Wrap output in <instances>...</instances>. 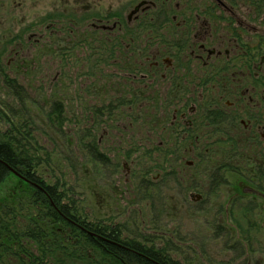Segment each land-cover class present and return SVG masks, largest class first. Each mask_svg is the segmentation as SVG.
<instances>
[{
  "label": "rangeland",
  "instance_id": "obj_1",
  "mask_svg": "<svg viewBox=\"0 0 264 264\" xmlns=\"http://www.w3.org/2000/svg\"><path fill=\"white\" fill-rule=\"evenodd\" d=\"M102 1L103 12L121 2ZM136 1L124 0L126 15ZM164 2L125 24L135 71L121 61L118 28L70 23L67 6L60 32L39 43L31 37L21 54L11 48L26 39L0 38V140L34 153L38 179L89 222L119 226L124 239L163 249L179 264H264V101L249 99L251 85L261 90L263 82L245 77L242 65L264 54V16L237 13L233 36L220 37L223 16L212 0ZM46 4L30 7L29 18ZM182 10L204 20L200 38L183 37ZM200 41L229 49L232 60H208L206 52L194 59ZM55 102L63 111L51 122ZM26 184L14 174L0 184L6 264L18 260L20 246L41 255L28 225L44 222Z\"/></svg>",
  "mask_w": 264,
  "mask_h": 264
},
{
  "label": "trees",
  "instance_id": "obj_2",
  "mask_svg": "<svg viewBox=\"0 0 264 264\" xmlns=\"http://www.w3.org/2000/svg\"><path fill=\"white\" fill-rule=\"evenodd\" d=\"M127 49L121 48L120 53L124 55V60L121 61L126 65L130 64L132 71H135L132 64V61L134 62L132 50L129 48L127 51ZM134 64L138 65V63ZM62 111L61 104L55 102L51 106V111L47 113V117L51 122L55 121L54 116L60 121ZM93 149L96 151V148ZM34 161L35 155L30 150L16 145L11 140H0V184L14 174L13 170L23 176L26 182L31 183L25 186L29 193L27 199L32 202V205L40 208L36 217H41L44 222V225H36L35 222V228L31 226L33 222L28 225L31 237H35L41 255H33L28 248L20 246V250L16 253L18 260L8 261V264H155V261L160 264H179L172 260L163 249L148 248L139 242L124 239L117 225H106L102 221L89 222L80 216L77 209L75 211L73 203L64 202L65 196L61 195L56 186H47L42 179H38L33 171ZM16 177L20 183H23L22 178ZM8 199L5 200L7 206ZM57 231L60 232L57 233ZM62 232L67 234L66 237L61 236ZM49 233H52L51 240H48ZM59 251L66 255L65 258L56 257V259L53 258V262H50L49 259L55 257ZM0 264H6V262L2 260Z\"/></svg>",
  "mask_w": 264,
  "mask_h": 264
},
{
  "label": "flooded vegetation",
  "instance_id": "obj_3",
  "mask_svg": "<svg viewBox=\"0 0 264 264\" xmlns=\"http://www.w3.org/2000/svg\"><path fill=\"white\" fill-rule=\"evenodd\" d=\"M159 0H137L134 9L130 10L129 14L126 15L125 2L121 0L119 8L112 9L108 8L103 12V1L102 0H0V38L15 40V39H26L25 42L17 43L11 51L18 55L20 51H16L17 48L27 43L31 37H35L39 43L43 39H50L55 34L60 32L62 24V6L71 8L70 11L66 12V15L72 16L70 23L79 24L86 23L89 27L92 25L95 29H101L106 31H114L118 28V37L120 41V48L125 50V37L128 32L125 30V24L131 23L132 21H138L141 15L149 17L151 9L156 8ZM185 3L189 7L190 0H186ZM214 2V11L218 14L220 24L224 26V31L220 34V37L233 36L236 31V27L232 26L234 18L237 13L242 16H247L249 20L253 19V14L258 18L264 16V0H241L239 4L238 0H212ZM42 2H47L46 6L42 5V13L38 14L34 19H30V7H38ZM173 0H166L162 4L172 5ZM64 3V4H63ZM68 3V4H66ZM243 4L246 6L242 8ZM177 3L176 7H180ZM78 8H80L78 10ZM78 10V11H77ZM190 11V9H189ZM225 12L230 13V16L224 15ZM181 22H178V26L182 25L183 37L194 39L200 38L203 35V24L204 20L197 13L195 16H187L188 10H182ZM216 14V15H217ZM177 19V14H173V20ZM264 21V20H263ZM112 22L113 26L110 27L109 23ZM91 24V25H90ZM234 32V33H232ZM28 44V43H27ZM193 49L191 54L194 59L198 61L204 60L205 52L208 54L207 59L210 60L213 55L218 59L232 60L230 57V50L223 51L222 48L218 50H208L207 44L204 41L193 42ZM161 56V55H160ZM159 53L155 56V67H160ZM208 60L204 64L208 63ZM243 65V75L245 77L251 76L253 82L261 80L263 82V88L258 90L256 85H251L249 99L250 101L259 100L260 94L262 101H264V70H260L264 67V54L261 56L259 62L256 64L252 63V60H247ZM174 63L169 62L167 67L172 68ZM168 68V69H169ZM232 69V68H230ZM234 75V73H233ZM236 79L231 76L230 83L236 85ZM256 99V100H255ZM230 107L233 106V102L229 103ZM222 113V110L217 111ZM182 118L185 116L184 113H180ZM177 115L175 119L177 120ZM25 181V180H24ZM26 182V181H25ZM28 183V182H26ZM31 184V183H28ZM155 264H160L155 261Z\"/></svg>",
  "mask_w": 264,
  "mask_h": 264
},
{
  "label": "water",
  "instance_id": "obj_4",
  "mask_svg": "<svg viewBox=\"0 0 264 264\" xmlns=\"http://www.w3.org/2000/svg\"><path fill=\"white\" fill-rule=\"evenodd\" d=\"M13 172L15 173V174H17V175H19L17 172H15L14 170H13Z\"/></svg>",
  "mask_w": 264,
  "mask_h": 264
},
{
  "label": "snow or ice",
  "instance_id": "obj_5",
  "mask_svg": "<svg viewBox=\"0 0 264 264\" xmlns=\"http://www.w3.org/2000/svg\"><path fill=\"white\" fill-rule=\"evenodd\" d=\"M260 70H264V67H262Z\"/></svg>",
  "mask_w": 264,
  "mask_h": 264
}]
</instances>
